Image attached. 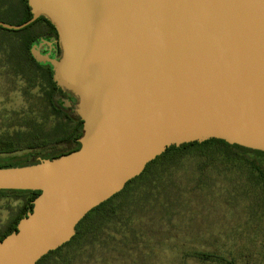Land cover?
Here are the masks:
<instances>
[{
    "label": "water",
    "instance_id": "95a60500",
    "mask_svg": "<svg viewBox=\"0 0 264 264\" xmlns=\"http://www.w3.org/2000/svg\"><path fill=\"white\" fill-rule=\"evenodd\" d=\"M56 29L48 62L77 97L80 147L0 168V190H37L0 240V264H36L171 145L210 138L264 152V0H27Z\"/></svg>",
    "mask_w": 264,
    "mask_h": 264
},
{
    "label": "trees",
    "instance_id": "16d2710c",
    "mask_svg": "<svg viewBox=\"0 0 264 264\" xmlns=\"http://www.w3.org/2000/svg\"><path fill=\"white\" fill-rule=\"evenodd\" d=\"M13 9L19 14L15 24H21L31 17L27 0L17 1ZM31 26L19 30L22 33L15 42L13 57L9 59L24 69L30 78H40L39 115L44 118L52 116L54 120L48 130L40 125L32 127L33 130L15 132L10 139L0 137V154L27 152L23 162L12 163L5 159L0 162V168L34 164L39 158H56L80 147L77 139L82 135V120L52 104L55 83L49 70L43 69L31 57L30 43L24 40ZM60 145L67 148L58 150ZM244 171L264 191L262 151L228 144L216 138L171 145L147 163L144 170L129 180L121 191L92 208L76 225L74 236L42 256L36 264H113L115 260L119 264L121 261L126 262L124 264H145L147 253H154V245L160 246L165 238L170 237L167 226L178 229L173 218L185 207L180 197L186 185L195 187L207 182L214 173L225 176L231 172L242 174ZM2 193L23 197V204L19 213L0 230V240L15 231L17 222L31 211L32 201L40 192L0 190ZM184 251L185 258L189 255L228 264L216 252Z\"/></svg>",
    "mask_w": 264,
    "mask_h": 264
},
{
    "label": "rangeland",
    "instance_id": "374dc122",
    "mask_svg": "<svg viewBox=\"0 0 264 264\" xmlns=\"http://www.w3.org/2000/svg\"><path fill=\"white\" fill-rule=\"evenodd\" d=\"M15 4L16 0L0 1L1 21L17 23L19 14L13 9ZM20 33L0 27L1 138L10 139L15 132L33 130L32 127L40 125L48 130L54 120L52 116L39 115L40 78H30L9 59L13 57ZM66 148L60 145L58 150ZM25 153L0 154V162L9 159L21 163ZM258 185L249 179L247 171L225 176L214 173L207 182L195 187L186 185L180 197L185 207L173 218L178 229L167 226L170 237L160 246L154 245V253H147L145 264H225L189 255L185 258L184 250L216 252L228 264H264V191ZM22 204L23 197L0 194V230L19 213ZM112 263L119 264L117 260Z\"/></svg>",
    "mask_w": 264,
    "mask_h": 264
},
{
    "label": "flooded vegetation",
    "instance_id": "af4514ba",
    "mask_svg": "<svg viewBox=\"0 0 264 264\" xmlns=\"http://www.w3.org/2000/svg\"><path fill=\"white\" fill-rule=\"evenodd\" d=\"M17 1L19 0H16V2ZM31 24L34 25L31 26ZM31 24H29L31 27L26 31L24 36V40L30 43L29 53L31 57L35 60V62L39 64V66H41L45 70H49L52 78V70L50 65L48 64V62L41 63L37 61L33 56V49L37 47L42 54H47L49 57L57 59L61 53L58 33L55 27L46 18L42 16L37 18ZM51 99L52 104L55 108L68 113L70 112L71 114H74L79 118V116L74 111L75 104L77 103V97L72 92L68 90H63L57 87V85L55 84V89L53 91ZM78 139L77 143L80 145Z\"/></svg>",
    "mask_w": 264,
    "mask_h": 264
}]
</instances>
